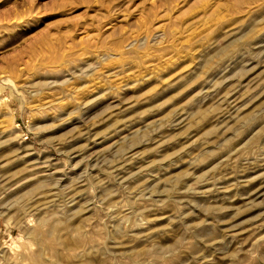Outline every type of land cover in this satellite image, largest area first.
<instances>
[{"label":"rangeland","instance_id":"374dc122","mask_svg":"<svg viewBox=\"0 0 264 264\" xmlns=\"http://www.w3.org/2000/svg\"><path fill=\"white\" fill-rule=\"evenodd\" d=\"M0 264H264V0H0Z\"/></svg>","mask_w":264,"mask_h":264}]
</instances>
